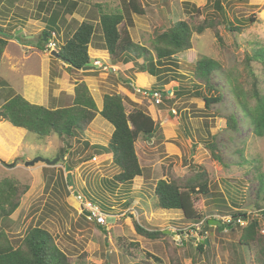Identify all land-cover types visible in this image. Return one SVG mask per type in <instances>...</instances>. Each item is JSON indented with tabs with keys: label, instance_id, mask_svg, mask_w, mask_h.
Listing matches in <instances>:
<instances>
[{
	"label": "rangeland",
	"instance_id": "obj_1",
	"mask_svg": "<svg viewBox=\"0 0 264 264\" xmlns=\"http://www.w3.org/2000/svg\"><path fill=\"white\" fill-rule=\"evenodd\" d=\"M71 1L77 2L79 6L74 14H64V19L60 21L62 23L59 28L66 29L60 30L56 36L52 34L51 41L57 44L54 50L56 52L82 22L88 20L98 24V11L125 16L126 23L132 26L129 31L133 41L149 50H152V40L156 34L165 32L173 23L182 20L199 22L206 18L219 17L223 22L219 30L225 46L222 48L212 31H206L203 35L195 34L193 49L173 60L164 61L163 74L159 79L149 73H141L143 59L129 64H115L108 53H104L106 58L94 55L93 49H97L93 46L89 50L93 66L97 60L107 64L108 71L93 66L86 71L66 69L51 55L52 50L48 48L46 54L52 69L51 88L61 87L60 90L69 91L77 83L74 80L85 81L98 110H102L106 94H121L125 97L128 111L134 108L143 109L159 126V130L150 142L147 139H139L137 142L143 176L137 177L130 184H120L114 179L120 170L106 154V147L114 129L100 114L85 132H77L73 138H60L55 135L40 137L26 130L20 132L8 126L0 127V158L3 160L0 162V180L14 177L30 187L20 209L11 218L12 226L8 232L13 241L18 242L29 228L40 227L56 238L57 244L73 264H171L168 246L178 250L182 264H255L243 248H237L240 228L236 227L232 232H222L216 226H211L204 232V224L192 226L184 219L181 211L160 209L154 190L157 182L166 178L170 167L180 177L187 175L194 167L205 168L210 175L211 191L216 195L220 194L216 205L222 207L220 210L215 209L219 213L214 219L232 222L229 216L237 211L235 208L239 205L243 213L259 220L264 233V215L262 210L254 208L257 204L254 201L259 182L256 175L253 177L252 174L255 167L264 172V138L253 136L251 128L227 91L222 103L214 105L210 110L207 109L203 96L209 97L212 92L196 86L194 82L198 60L212 58L219 61L226 71L242 61L247 45L260 43L264 46V0H142L147 12L145 16L133 14L127 4L129 0ZM218 2L221 3L223 13L217 9ZM18 3L19 15L33 18L34 21L35 17H41L38 22H32L34 30H31L41 39V33L44 32L41 29L45 27L46 19L52 16L49 6L43 8L44 10L40 9L37 0H20ZM97 5H100L96 8L98 11L95 9ZM55 9L57 8L54 7L53 10ZM1 13L2 9L0 15ZM91 14L96 18L91 19ZM6 18L4 22L0 21L2 27L9 26V18ZM42 19L44 22H40ZM12 20L11 24L14 22ZM231 25L242 26L246 30L240 34L232 33L229 30ZM6 30L11 31L9 27ZM19 31L20 29L15 30L14 33ZM99 32L94 41L100 40ZM40 39L30 41L34 49L49 47L50 41L46 44ZM32 53L34 55L29 52L30 67L26 70L38 77L42 65L38 61V52ZM0 75L1 106L15 96L14 92H19L9 88L14 80L13 75L8 72ZM55 77L60 80L58 86L54 84ZM35 83L36 80H32L29 84L32 94L38 92ZM161 84L170 94L173 90L176 91L178 96L173 104L169 103V96H165L162 103L158 104L144 95V92L155 90ZM212 84L226 88L225 79L219 75L212 79ZM26 90L23 89V92L29 93ZM198 93H202V97H197ZM19 94L26 98L21 92ZM6 98L8 99L5 101ZM228 113H235L239 120L237 133L226 130L225 117ZM214 138L223 154L221 161L214 157L207 145ZM241 156L244 159L239 164ZM37 158L59 161L54 167L43 163L32 167L25 166L27 161ZM19 160L24 162L17 165ZM46 168L50 170L47 171ZM66 168L72 171L68 172ZM69 173L74 177L75 190L67 186ZM228 185L230 195L229 191L228 194L225 192ZM73 191L104 209L108 214L106 226L99 228L85 217L86 213L80 210L81 204ZM209 202L204 200L198 207L201 211L213 208V204ZM225 215L227 216L223 217ZM135 222L149 230L180 232V236L171 233L161 240H149L136 233ZM120 238L131 254L123 253V245L118 242ZM205 239L210 245H206L201 252L203 254H200L196 246ZM132 243L139 246L130 247Z\"/></svg>",
	"mask_w": 264,
	"mask_h": 264
},
{
	"label": "trees",
	"instance_id": "obj_2",
	"mask_svg": "<svg viewBox=\"0 0 264 264\" xmlns=\"http://www.w3.org/2000/svg\"><path fill=\"white\" fill-rule=\"evenodd\" d=\"M19 1L0 0V4L7 2V5L15 6ZM37 1L39 6H41L40 9H45L46 6H49L53 14V18L48 19L49 21L46 22L47 27L40 39V41H44L43 38H45V42L48 44L53 33L55 36L57 33L59 34L58 20L64 19V14H74L79 5L71 0ZM127 4L133 14L138 16L146 15L147 12L142 0H129ZM54 7L57 9L53 10ZM59 7L61 10L58 11ZM99 7L100 5H97L95 9ZM193 9L200 13L197 7L193 6ZM217 9L223 13L220 2L217 3ZM93 17V14H91V19L97 17L98 24L88 20L82 22L73 35L67 38L66 42L59 48L60 59L64 60L75 70H82L85 67L92 68L93 63L89 50L93 46L97 50L107 51L111 61L115 64L120 62L129 64L143 59V63L140 65L141 73H149L159 79L163 74L164 61L173 60L175 57L193 49L195 34L203 35L206 31H212L222 48L225 46L219 30L223 22L220 21L219 17L206 18L199 22L182 20L173 23L165 32L156 34L152 40V50L133 41L129 31L132 26L126 23L125 16L122 14H106L98 11L97 16ZM40 19V16L35 17V20ZM51 25L54 26L49 30L48 28ZM6 28L8 27H2L0 24V67L8 46V39L11 37L12 29H14L10 28L11 31H7ZM229 30L232 33L240 34L246 28L231 25ZM98 31L101 34H99L100 40L97 42L94 39ZM41 50L47 51L48 46L45 49L41 48ZM216 75L225 79V89L212 84V79ZM194 82L196 86L206 88L212 92L209 97L203 96L206 107L210 110L213 109L214 105L222 103L225 91H227L245 122L251 128L253 136L260 139L264 138L263 45L260 43L247 45L242 61L240 63L237 62L235 66L226 71L223 70L219 61L212 58L204 57L198 60L195 66ZM163 87L161 84L158 88L152 90L151 93L161 94L162 99L165 96H169V103L173 104L178 96L176 91L173 90L170 94ZM214 93L216 94L214 95ZM13 94L15 96L0 106V123H10L16 128L24 129L40 137L55 135L60 138H73L77 132H85L97 115L100 114L104 120L114 127V133L106 147L108 151H106V154L110 156L113 164L120 170L114 177L115 181L120 184H130L137 177L143 176L136 145L139 139H147L150 142L157 134L159 126L141 108H134L132 111H128L123 95L106 94L103 100V109L99 111L90 88L85 81H80L76 84L72 104L55 110L32 104L21 94L15 92ZM201 94L198 93L196 96L202 97ZM225 118L227 119L226 130L237 133L240 123L236 114L228 113ZM215 141L214 138L207 145L214 157L221 161L223 154ZM215 152H217L216 155L214 154ZM240 153L243 154V152ZM240 158L239 164L244 159L243 156ZM60 161L62 160L60 159ZM20 162L24 161L19 160L17 165ZM46 170L48 171L50 168H46ZM66 170L68 172L72 171L69 168H66ZM252 174L253 177L256 175L255 177L259 182V187L256 191V201H254L257 204L254 208L259 211L262 210L261 213L264 215V204H262L264 203V172H262L261 168L255 167ZM67 186L70 187L69 179H67ZM228 189L230 190L229 185L225 190L227 194ZM29 190V185H23L14 177H6L0 180V264H73L71 259L57 244L56 238L45 229L40 227L29 228L18 242L13 241L11 238L8 232V229L12 226L11 218L20 209L22 200ZM154 191L160 209L181 211L184 219L194 227L214 219L219 213L215 209L220 210L222 207L216 205L220 194L216 195L211 191L209 172L202 167L198 169L194 167V170H191L183 177L175 175L170 167L166 178L157 182ZM230 193L229 191L228 195ZM221 195L223 196V194ZM204 200L210 201L209 203L213 204V208L201 211L198 204L202 205ZM235 209L237 211L229 216L232 222L226 223L223 220V223L220 221V225L216 226L217 229L222 232L225 230L232 232L236 227L240 228L237 248L241 250L243 248L246 255L255 264H264V233L259 220L254 217L251 218V215L246 212L243 213L239 205ZM102 210L104 211L103 208ZM95 224L99 228L104 227L97 223ZM209 227L211 228L210 225L204 227L203 231L207 232ZM134 229L139 236L149 240H161L168 236L162 230H149L138 222L134 223ZM177 236H180V232L177 233ZM118 242L123 245L121 248L124 254H131L129 249L124 246L121 238ZM208 245H210V242ZM132 246L139 245L132 243L130 247ZM205 247V242L201 241L196 246V250L198 253L203 254L201 252ZM168 255L171 264H182L176 248L168 246ZM146 264L150 263L146 262Z\"/></svg>",
	"mask_w": 264,
	"mask_h": 264
},
{
	"label": "crops",
	"instance_id": "obj_3",
	"mask_svg": "<svg viewBox=\"0 0 264 264\" xmlns=\"http://www.w3.org/2000/svg\"><path fill=\"white\" fill-rule=\"evenodd\" d=\"M18 8H19V3L16 4L15 6H10L9 4L7 5V2H3L0 4V9H2V13L0 15V18H2V20H0V21L4 22L5 18L9 14H11L8 17L9 18V21H8L9 26L8 27L11 29L14 28V29H12L11 37L8 39V46H7L5 53L3 55V59H2L1 67H0V72H1L0 74L8 72L9 75H13L14 80H13V82H11L9 88L13 89L15 91L17 90L19 93L21 92L26 97L25 99H28V101H30L33 104H36V105L38 104L40 106H43V107H46L49 109H54V110L59 109V108H64L65 106L72 104L74 96H75V87L79 81L77 79L74 80V81H77V83L75 85H73L72 90H69V91H65L63 89L60 90L61 87H59V89L58 88H51V82H52L51 81V75H52L51 71H52V69L50 67V59L47 57L48 55L46 54V51L41 50V49H34V47L32 46V44L30 42L33 40H37L36 37L38 36L37 33L31 31V30H34V28H32V22L34 20H33V18L29 19V18L25 17L24 15L20 16L18 11H17ZM79 10L83 13V11L81 9H79ZM8 18H6V20H8ZM52 18L53 17L51 16L50 19H52ZM11 20L14 21L12 24L10 23ZM81 20H82V18H81ZM48 21L49 20L46 19V22H48ZM34 22H38V20H35ZM40 22H44V20L42 19V21H40ZM61 23L62 22H60V20H58V29H59L58 32L60 30L63 31L66 29V28H64V29L59 28ZM46 27H47V24L45 23L44 28H46ZM44 28L41 29V31L42 30L44 31ZM19 29L21 32L14 33L15 30H19ZM31 37H34V38H31ZM29 52H31L32 55H34V53H32V52H35V53L38 52L37 53L38 54L37 55L38 61L42 65L41 70H40L41 73H40V75H38V77L33 76L31 72H28L26 70L30 67L29 66V60L31 58L30 57L31 54H29ZM104 53L107 54V52H105L103 50H94L93 49V54L96 56H102V58L103 57L106 58L104 56ZM51 55H52V53H51ZM56 59H58V58H56ZM58 61L61 62V64H63L66 69H69V68L73 69L69 64H67L63 60L58 59ZM24 66H25V69L23 68ZM73 70L75 71V69H73ZM77 71H80V70H77ZM32 80H36L35 87L38 89V92L33 93V94L29 91V88H30L29 84L32 82ZM59 81H60L59 78H57V77L54 78V84L55 85H57V86L60 85ZM69 82H70V80L68 81V83ZM23 89H25V90L27 89L26 91H29V93L23 92ZM19 93H17V94H19ZM99 111H102V110H99ZM2 126H5V127L8 126L14 130L24 132V129L16 128L7 122L0 123V127H2ZM113 129H114V127H113ZM189 228H190V225H189Z\"/></svg>",
	"mask_w": 264,
	"mask_h": 264
},
{
	"label": "built area",
	"instance_id": "obj_4",
	"mask_svg": "<svg viewBox=\"0 0 264 264\" xmlns=\"http://www.w3.org/2000/svg\"><path fill=\"white\" fill-rule=\"evenodd\" d=\"M57 44L56 42H54L53 40H50L49 43V49L54 51L56 50ZM94 67L97 69H102L104 71H108L109 67L108 65H104L99 61H95L94 63ZM145 96H149L150 98H152L153 100H155L158 104L162 103V96L159 93H151L150 92H144ZM74 192V191H73ZM75 198L80 202L81 206H80V210H83V213H86L84 216L89 220L92 221L93 223H97L99 225L102 226H106L107 225V218H108V214H106L102 208L97 205L96 203L92 202L89 199H86L85 197H83L82 195H80L79 193L76 194L74 192ZM83 213L79 212L80 215H83ZM225 221V220H224ZM240 222V221H239Z\"/></svg>",
	"mask_w": 264,
	"mask_h": 264
},
{
	"label": "water",
	"instance_id": "obj_5",
	"mask_svg": "<svg viewBox=\"0 0 264 264\" xmlns=\"http://www.w3.org/2000/svg\"><path fill=\"white\" fill-rule=\"evenodd\" d=\"M19 32H21V31H19ZM31 38H34V37H31ZM36 38H37V39H40L39 36H37ZM43 40L46 41L45 38H43ZM52 56H54V57L60 59V55H59L58 52H56V51H53V52H52ZM63 61H64V60H63ZM90 69H91L90 67H85V68H83L82 70H83V71H86V70H90ZM61 160H62V159H61ZM58 161H59V160L50 161V160H46V159H43V158H37V159H35V160H33V161H27V162L25 163V166H26V167H32V166H34V165L37 164V163H43V164H45V165H47V166H49V167H54V166H56V164L58 163ZM0 162H3V160H1V158H0ZM68 179L70 180V186H71L73 189H75V181H74L73 175H72L71 173L68 174ZM76 194H77V193H76ZM220 223H221V222L218 221V220H216V219H210L209 221H207V222L204 223L203 228L206 227V226H208V225H210V226H219ZM165 233L168 235V234H171L172 232H171V231H165ZM172 234H177V233H172ZM204 242H205V245H208V240H205Z\"/></svg>",
	"mask_w": 264,
	"mask_h": 264
},
{
	"label": "clouds",
	"instance_id": "obj_6",
	"mask_svg": "<svg viewBox=\"0 0 264 264\" xmlns=\"http://www.w3.org/2000/svg\"><path fill=\"white\" fill-rule=\"evenodd\" d=\"M93 68H95L94 66H93ZM97 69V68H96ZM71 187V186H70ZM75 190V189H74ZM75 193H77L78 194V192H75ZM81 195V194H80ZM83 196V195H82ZM84 197V196H83ZM206 240V239H205Z\"/></svg>",
	"mask_w": 264,
	"mask_h": 264
}]
</instances>
